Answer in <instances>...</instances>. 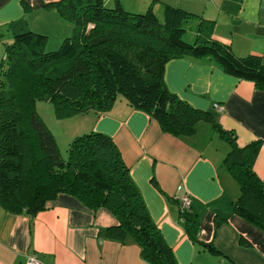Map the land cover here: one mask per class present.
<instances>
[{
  "label": "trees",
  "instance_id": "16d2710c",
  "mask_svg": "<svg viewBox=\"0 0 264 264\" xmlns=\"http://www.w3.org/2000/svg\"><path fill=\"white\" fill-rule=\"evenodd\" d=\"M54 7L73 24L72 35L47 51V35L16 33L0 62V204L32 218L59 194L73 195L91 209L112 212L118 224L106 228L108 235L122 242L133 239L146 262L179 264L113 139L97 131L76 136L64 158L36 107L49 101L56 117L65 119L105 112L122 95L177 137L193 135L200 121L212 122L231 144L223 162L240 186L234 212L264 232V183L253 169L261 142L239 146L231 131L180 99L164 80L171 59L206 56L225 73L264 88L262 58L239 57L229 44L201 31L188 40L191 13L169 5L162 18L151 6L143 13L129 12L120 0L114 6L105 0H60ZM181 203V217L197 241L190 231L191 205L182 209Z\"/></svg>",
  "mask_w": 264,
  "mask_h": 264
},
{
  "label": "crops",
  "instance_id": "0c3cea01",
  "mask_svg": "<svg viewBox=\"0 0 264 264\" xmlns=\"http://www.w3.org/2000/svg\"><path fill=\"white\" fill-rule=\"evenodd\" d=\"M58 1L0 0V62L16 33L32 30L48 35L54 24L69 36L71 25L54 7ZM120 1L132 13L151 6L159 18L165 5L185 10L192 15L188 40L193 41L198 31L208 33L229 44L237 56L257 55L264 62V0ZM105 3L114 6L115 0ZM164 80L180 99L207 111L222 129L231 131L239 146L261 142L253 169L264 183V88L225 73L206 56L171 59ZM81 116L85 123L75 137L81 131H97L113 139L179 264H264V232L233 209L240 186L223 162L229 151L221 156L211 148L212 141L201 140L198 125L204 122L213 128L212 122L200 121L193 135L177 137L122 95L107 111ZM72 118L76 116L68 120ZM185 195L191 198L190 231L197 241L178 207ZM117 224L108 209H91L66 193L48 201L46 209L32 218L0 204V264H27L29 256H37L43 264H150L133 239L122 242L108 235L106 228Z\"/></svg>",
  "mask_w": 264,
  "mask_h": 264
},
{
  "label": "rangeland",
  "instance_id": "374dc122",
  "mask_svg": "<svg viewBox=\"0 0 264 264\" xmlns=\"http://www.w3.org/2000/svg\"><path fill=\"white\" fill-rule=\"evenodd\" d=\"M68 24L71 25V31L68 34L69 36H71L73 33V24L70 22H68ZM48 28L51 31L48 35L45 34L48 36L46 50L54 51L59 48L63 40L66 38V35H64V29L60 26H56L53 24ZM36 32L40 33L41 31ZM36 107L39 115L44 120L49 129L52 131L55 136V139H57V144L62 157L67 158L69 144L75 138V134L77 132H80V130L78 131L76 129L78 127L83 128L82 125L85 123L86 118H83L84 116L81 115H76V118H72L73 120L76 119L74 121L68 120L69 118L59 119L58 117H56L54 105L49 101H38L36 103ZM198 131L201 136V140L212 141L213 144L209 142L211 148H216V151L220 153L221 156H224L228 151L231 150L229 143L223 141V139L219 136V133L215 131L214 127L212 128L209 123L202 122L200 125H198ZM72 132L75 133L70 136V133ZM85 132L86 131H81L79 135H82Z\"/></svg>",
  "mask_w": 264,
  "mask_h": 264
},
{
  "label": "built area",
  "instance_id": "2783aa9c",
  "mask_svg": "<svg viewBox=\"0 0 264 264\" xmlns=\"http://www.w3.org/2000/svg\"><path fill=\"white\" fill-rule=\"evenodd\" d=\"M219 109H221L220 105H216ZM182 203V209H188L191 205V198L189 195H185L184 197L181 198ZM27 264H43V262L37 257V256H29L27 259Z\"/></svg>",
  "mask_w": 264,
  "mask_h": 264
}]
</instances>
